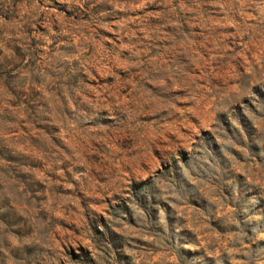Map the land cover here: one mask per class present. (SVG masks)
Masks as SVG:
<instances>
[{
  "label": "rangeland",
  "instance_id": "obj_1",
  "mask_svg": "<svg viewBox=\"0 0 264 264\" xmlns=\"http://www.w3.org/2000/svg\"><path fill=\"white\" fill-rule=\"evenodd\" d=\"M0 264H264V0H0Z\"/></svg>",
  "mask_w": 264,
  "mask_h": 264
}]
</instances>
